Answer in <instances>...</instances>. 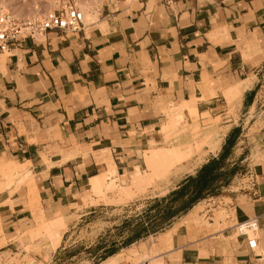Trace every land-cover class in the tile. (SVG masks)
Here are the masks:
<instances>
[{
    "label": "crops",
    "instance_id": "obj_1",
    "mask_svg": "<svg viewBox=\"0 0 264 264\" xmlns=\"http://www.w3.org/2000/svg\"><path fill=\"white\" fill-rule=\"evenodd\" d=\"M127 12L132 14H109L105 32L98 27L80 33L50 31L28 40L8 53L6 72L0 68V163L27 166L46 218L69 208V219L76 209L71 205L86 188L94 192L90 181L108 174L112 163L116 177L125 178L142 163L144 153L171 146L174 132L168 130L166 114L171 104L196 109L201 127L208 117L221 118L220 130L227 132L215 150L203 148L211 156L184 180L224 154L222 171L229 174L210 196L220 199V192L249 170L237 151L242 123L257 108L264 83V0H148ZM238 86L246 91L235 100L230 88ZM197 126L184 125L182 140L192 138L191 127ZM106 160L113 162L108 166ZM260 174L261 182L237 196L247 199L239 206L243 217L264 222V172ZM98 207L114 204L90 209ZM33 218L24 203L0 205L5 234H14ZM259 231L264 237V223ZM17 245L2 246L0 256ZM168 253L172 264H264V254L249 250L233 227L213 238L182 227L176 248ZM162 254L157 259L165 264ZM119 256L118 264L124 261Z\"/></svg>",
    "mask_w": 264,
    "mask_h": 264
},
{
    "label": "rangeland",
    "instance_id": "obj_2",
    "mask_svg": "<svg viewBox=\"0 0 264 264\" xmlns=\"http://www.w3.org/2000/svg\"><path fill=\"white\" fill-rule=\"evenodd\" d=\"M67 3L77 5L82 11L84 6L89 7V12L95 16L96 23L86 28L98 27L101 30L99 25L101 22H107L109 14L117 11L132 14L127 12V9L129 10L137 2L129 1L112 6L110 0H0V9L12 12L20 19H26L61 9ZM2 57L7 61L9 54L5 53L0 56ZM236 88H243L246 91L242 86ZM171 105L174 107L171 106L166 114L169 118L168 130L174 132V143L165 148L167 151L162 148L163 152L157 157L152 155L151 151L144 153L141 157L142 163L135 165L134 171H130L129 176L125 178L120 179L108 173L106 177L108 186L101 194H95L86 188L84 195L75 200L77 205L76 203L71 205L76 209L70 212L69 219L65 218L69 208L66 213L60 211L48 218L44 214L43 219L41 213L44 210L35 190L34 177L26 175L28 170L24 169L27 166L11 173L8 171L7 163H0V205L13 207L17 202L24 203L31 208L34 215L32 220L17 228L14 234L4 233L0 219V235L3 233L0 238L3 235L6 238V243L0 239V248L10 242L18 244L13 252L0 256V264H118L115 257L120 254V261L123 260L124 255L128 257L131 252L127 249L139 252V258L128 261L124 259L119 264H163L160 257L157 259L161 253H165L162 254L165 264H172L173 255L168 253L170 250L155 251L152 248L161 234L173 229H170L171 226L166 225L162 219L157 218V215L168 206V202L164 199L169 198L185 177L199 169L211 156L207 155V151H203V148L209 146L208 149L215 150L223 134L227 132L220 130L221 118L208 117L203 120L201 127L199 125L202 121L201 117L199 115L194 117V114L192 116L185 111L186 117L179 120L180 110L185 107ZM232 119L234 124H238V117L232 116ZM194 123L198 126L191 127L192 138H185L183 141L182 136L186 133L184 125L192 126ZM242 128H244V137L237 151V158L244 156L243 166L250 167L238 177L232 188L220 192L221 198L218 201L227 204L228 208L216 209L212 222L203 213L205 204L200 203L188 214L173 220L172 224L186 223L187 217L193 214L198 221L185 225L183 227L185 232L213 238L218 232L222 234L227 228L255 219L240 214L239 206L245 205L247 199L240 196L238 198L237 195H240L243 188L253 187L256 180L262 181L260 173L264 172V83L258 95L257 108L246 116ZM99 203L114 204V207L90 209L91 205L97 206ZM82 206L85 207L81 208ZM93 211L95 213L88 214ZM216 222H218L216 226H211ZM263 223L257 219L255 229L258 231L247 230L250 234H256L260 241H264L263 234L259 231L263 228ZM64 234V243H60ZM236 235L239 236L237 230ZM62 248L65 249L61 250ZM257 253L264 254V247H259ZM113 254L115 255L111 256ZM108 256L114 258L104 260Z\"/></svg>",
    "mask_w": 264,
    "mask_h": 264
},
{
    "label": "built area",
    "instance_id": "obj_3",
    "mask_svg": "<svg viewBox=\"0 0 264 264\" xmlns=\"http://www.w3.org/2000/svg\"><path fill=\"white\" fill-rule=\"evenodd\" d=\"M144 3L148 0H110L112 6L127 2ZM167 3L170 0H166ZM86 28L85 13L77 5L67 3L61 9L47 12L43 16H33L20 19L12 12L0 10V52L10 53L14 47H21L26 41L34 40L50 31L68 33H80ZM218 198H207L204 214L209 221H214V211L220 207L228 208L227 204L218 201ZM249 222V221H248ZM245 223L236 225L240 237H245L247 246L252 252L259 248V238L256 234L247 231ZM246 229V230H245ZM255 232V231H251Z\"/></svg>",
    "mask_w": 264,
    "mask_h": 264
},
{
    "label": "bare ground",
    "instance_id": "obj_4",
    "mask_svg": "<svg viewBox=\"0 0 264 264\" xmlns=\"http://www.w3.org/2000/svg\"><path fill=\"white\" fill-rule=\"evenodd\" d=\"M138 3V2H137ZM84 5V4H83ZM2 7H4V6H2ZM90 7H91V5H90ZM83 11L85 12V14H86V20H85V23H86V27H90L91 25H93V24H95L96 22H95V20H94V18H95V16L93 15V14H91L90 12H89V7H87V6H84L83 8ZM1 10V9H0ZM40 11V10H39ZM15 15V14H14ZM41 16H43V15H41ZM18 17V16H17ZM100 22V21H99ZM99 27H101V30H102V32L104 31V30H106L107 28H108V24H107V22L105 21V22H101L100 23V25H99ZM105 32V31H104ZM225 33H227V30H225ZM42 37V36H41ZM6 57V56H5ZM5 65H6V58H4V57H2V58H0V68H1V70L4 72L5 71ZM6 72V71H5ZM228 90V89H227ZM226 90V91H227ZM230 90H232L231 92H230V96L233 98V99H238V98H240L242 95H243V93H244V90L242 89V88H230ZM228 99H230V97H228ZM230 100H232V99H230ZM230 100H229V102H230ZM232 103V102H231ZM172 106V105H171ZM172 107H174V106H172ZM180 108H183V107H180ZM176 109H178V107L176 108ZM186 109V110H185ZM185 111H187L189 114H194V117L195 116H197L198 115V113H197V111H196V109H194V108H184V109H181L180 110V114H179V120H181L182 118H184V117H186L185 116V114H186V112ZM170 112V111H169ZM178 112V111H177ZM190 116V115H189ZM193 116V115H192ZM178 117V116H177ZM178 120V119H177ZM151 146V145H150ZM153 147V146H152ZM163 149H165V148H163ZM163 149L162 148H157V149H154V150H151V152H152V155H155V157H157V155L160 153V152H163ZM150 150V149H149ZM166 151H167V149H165ZM165 154V153H164ZM166 155V154H165ZM161 156V155H160ZM159 156V157H160ZM163 156V155H162ZM158 157V158H159ZM108 161V163H107V165L109 164V163H112L113 161H111V162H109V160H106V162ZM4 163V162H3ZM6 163V162H5ZM7 164H8V171H10L11 173H13L14 171H16L18 168H21V167H23L21 164H19V163H17V162H7ZM110 165V164H109ZM108 165V166H109ZM110 167H111V170H110V174H113L114 176H117V170H116V168H115V166H114V163H112V165H110ZM23 169V168H22ZM24 169H27V168H24ZM137 169V168H136ZM24 171V170H23ZM140 171V170H139ZM21 172V171H20ZM137 172H138V170H137ZM136 172V173H137ZM21 173H23V172H21ZM26 175H28V176H32V177H34L33 176V174L31 173V172H29V171H27L26 172ZM35 175V174H34ZM109 176V175H108ZM113 176V177H114ZM133 176H138V175H133ZM142 176V175H141ZM106 177H107V174H102V175H100V176H98V177H95V178H93L91 181H90V184H91V187L93 188V191H94V193L95 194H101L102 192H103V189L106 187V186H108L107 184V181H106ZM139 177V176H138ZM136 179V178H135ZM140 181V180H139ZM35 190H37L36 189V187H35ZM37 192V191H36ZM38 193V192H37ZM196 210V214H197V209H195ZM41 211H42V209H41ZM40 211V212H41ZM195 214V215H196ZM41 217L44 219V213H43V211H42V213H41ZM188 218V221L185 223H178V225H176L173 229H169L170 231H168L167 233H163V234H161L159 237H158V241H157V243L156 244H154L153 245V250H155V251H161V250H174L175 248H176V241H177V238H178V235H179V230L182 228V227H185V225H188V224H190V223H193L194 224V222H196V221H198L197 220V218L193 215V214H191L190 216H188L187 217ZM187 218H185V220H187ZM41 220V219H40ZM217 223L218 222H216V224H212L211 226H216L217 225ZM245 226L247 227V230H249V231H257L255 228H256V221L254 220V219H252V221L251 220H249V222L247 221L246 222V224H245ZM2 233V232H1ZM3 234V233H2ZM1 234V235H2ZM0 235V236H1ZM1 239V241L2 242H4V243H6V238H5V236L3 235V237L2 238H0ZM150 248V247H149ZM127 251H129V252H131V253H129L128 254V257H126V255H124L123 253V255H124V258L123 259H125V260H127L128 261V259H131V260H135V259H138L139 258V252H137V251H134V250H131V249H127Z\"/></svg>",
    "mask_w": 264,
    "mask_h": 264
},
{
    "label": "trees",
    "instance_id": "obj_5",
    "mask_svg": "<svg viewBox=\"0 0 264 264\" xmlns=\"http://www.w3.org/2000/svg\"><path fill=\"white\" fill-rule=\"evenodd\" d=\"M222 157L204 165L196 176L188 177L178 189L173 190L169 198L164 199L168 202V206L158 213L157 218L171 226L173 220L188 214L202 200L215 195L216 185L222 179L226 180L229 174L222 171ZM147 234H149L148 231Z\"/></svg>",
    "mask_w": 264,
    "mask_h": 264
}]
</instances>
